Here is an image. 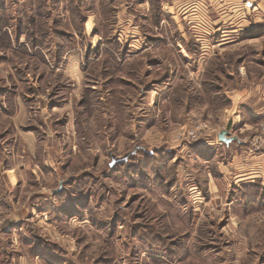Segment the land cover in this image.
Instances as JSON below:
<instances>
[{
    "label": "rangeland",
    "instance_id": "obj_1",
    "mask_svg": "<svg viewBox=\"0 0 264 264\" xmlns=\"http://www.w3.org/2000/svg\"><path fill=\"white\" fill-rule=\"evenodd\" d=\"M121 1L0 0V264H264V24Z\"/></svg>",
    "mask_w": 264,
    "mask_h": 264
},
{
    "label": "built area",
    "instance_id": "obj_2",
    "mask_svg": "<svg viewBox=\"0 0 264 264\" xmlns=\"http://www.w3.org/2000/svg\"><path fill=\"white\" fill-rule=\"evenodd\" d=\"M263 2L264 0H185L178 5L179 11H175L172 5L170 7L183 21V26L185 24V30L199 50L196 54L205 56L215 45L233 42L239 33L253 29L243 27L241 23L256 18L262 10ZM167 10L171 12L169 8ZM211 13L215 15L212 16ZM235 29L238 34L233 37L231 32ZM209 38L214 40L215 45L207 46Z\"/></svg>",
    "mask_w": 264,
    "mask_h": 264
},
{
    "label": "crops",
    "instance_id": "obj_3",
    "mask_svg": "<svg viewBox=\"0 0 264 264\" xmlns=\"http://www.w3.org/2000/svg\"><path fill=\"white\" fill-rule=\"evenodd\" d=\"M178 1V3H181V2H183V1H185V0H177ZM129 3H130V0H124V1H121L120 2V7L121 8H123V7H128L129 6ZM262 5V10L259 12V15H257V17L256 18H254V19H251V21L249 20V22H247V24H248V27H250V28H253V27H255V26H257L258 24L259 25H261V24H264V2L261 4ZM174 21H175V23H176V25H177V30H178V38H179V40H178V42H177V44L179 45V46H181V45H184V47L183 46H181V48H182V50H184V51H187V52H189V53H191L192 54V52L194 53V52H196V51H194V49L191 51V48H194V46H193V43H191V46H190V36L188 35V32L185 30V28H184V26H183V24L180 22L179 23V21H180V19L179 18H177L176 16H175V19H174ZM261 23V24H260ZM181 25V26H180ZM247 28V27H246ZM234 34L233 35V37H236V33L238 34V32H237V30L235 29V30H232V32H231V34ZM241 36V33H239V35L235 38V39H233V42H236V41H239L240 40V37ZM149 39H151V41H155L156 39L158 40L159 39V37H153L152 38V34L150 33V35H149ZM224 45V44H223ZM159 46V45H158ZM193 46V47H192ZM159 48V47H158ZM163 50V49H162ZM186 52V53H187ZM246 98H248V99H250L248 96H246ZM252 98V97H251ZM229 99H230V101H231V103H235L234 101H236V97L235 96H231V97H229ZM243 105H245V107H246V109H247V117H248V115H249V117L253 120H255V119H260V118H263L264 117V109H260V108H256V107H254V106H252V107H250L249 105H247V104H243ZM246 126H247V124H246ZM229 136H230V134H229ZM230 137H232V136H230ZM25 139H26V137H24ZM29 139V138H28ZM31 139V138H30ZM217 139V138H216ZM218 140V139H217ZM31 141V140H30ZM236 142H239V140L238 139H236L235 140ZM233 142V141H232ZM232 142H230V143H228V144H224V143H221V142H219V141H217V143H216V145L218 146L217 148H221V147H219V146H224L225 148H230L231 147V145H232ZM223 147V148H224ZM251 173V172H250ZM249 173V174H250ZM254 173H256L255 171L254 172H252L248 177H250V176H255L256 177V175H252V174H254ZM261 176V175H260ZM255 177H252V178H255ZM251 178V179H252ZM256 179H259V178H256ZM254 181V180H253Z\"/></svg>",
    "mask_w": 264,
    "mask_h": 264
},
{
    "label": "water",
    "instance_id": "obj_4",
    "mask_svg": "<svg viewBox=\"0 0 264 264\" xmlns=\"http://www.w3.org/2000/svg\"><path fill=\"white\" fill-rule=\"evenodd\" d=\"M217 139L221 143L228 144V143H230L232 141H235L236 137H230L226 130H222V131H220L218 133ZM111 157H112V161L110 163L111 167L114 166L116 163L124 162L127 159L126 155L124 157H122V158H116V157H114L112 155H111Z\"/></svg>",
    "mask_w": 264,
    "mask_h": 264
},
{
    "label": "trees",
    "instance_id": "obj_5",
    "mask_svg": "<svg viewBox=\"0 0 264 264\" xmlns=\"http://www.w3.org/2000/svg\"><path fill=\"white\" fill-rule=\"evenodd\" d=\"M254 32H255V31H254L253 29H249L248 31H246V33H248V34H250V35H251V34H255Z\"/></svg>",
    "mask_w": 264,
    "mask_h": 264
}]
</instances>
